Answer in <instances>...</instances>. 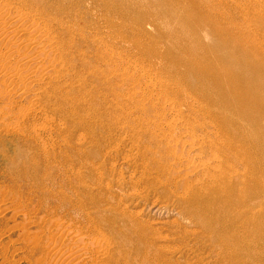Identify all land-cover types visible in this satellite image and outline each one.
Segmentation results:
<instances>
[{
	"label": "bare ground",
	"instance_id": "obj_1",
	"mask_svg": "<svg viewBox=\"0 0 264 264\" xmlns=\"http://www.w3.org/2000/svg\"><path fill=\"white\" fill-rule=\"evenodd\" d=\"M89 1L0 0V129L35 139L43 130L46 131L50 110L60 112L71 103V112L74 113L75 107L81 108L86 101L98 105L94 101L98 97L108 100L112 96H119V99L126 95L131 100L135 99L141 113L139 121L135 117L122 129L124 132L135 131L143 125L145 131L141 136L149 133L147 140L151 146L136 150L142 157V169H135L129 178L149 184V191H159L160 195L175 200V210L178 209L197 228L190 232L181 231L179 238L184 240L188 237L194 242L192 246L188 242L185 247L200 251L197 255L199 264H211L206 261L209 258H214L219 264H264V137L257 133L264 134V4L261 3L262 9L257 11L259 15L256 18V24L261 23L262 28L255 32L249 24H240L232 15H224L215 8L218 2L225 6L228 1L155 0L162 7L161 11L169 14L171 28H164L167 24L162 27L163 22L157 18L159 15L139 17L133 26L151 43L148 50L152 55L167 59L172 68L183 69V73L168 79L169 86L173 84L174 89L161 96L160 92L164 90L160 89L155 94L159 83L155 84V80L151 84L141 82L142 85L134 88V92H124V83L114 85L107 92L101 89L104 81H109V76L120 77L123 81L125 73L120 58L113 65L115 51L108 49L107 43L103 45L97 40L99 33H96L94 22L81 13L80 6L87 5L85 2ZM92 1L101 2L99 4H103L109 14H114L105 18L114 30L117 29L115 17L124 24L128 15L126 11L133 14L140 11L137 3L130 0ZM66 12L70 15L62 14ZM130 17L133 19V15ZM123 24L122 29L125 28ZM149 24L159 33L149 31ZM91 31L96 34L92 35ZM160 43L168 45L167 52L159 48ZM160 87L165 88L166 85ZM111 104L120 108L122 103ZM38 119H42L43 125L31 124L32 120ZM33 165L38 168L36 162ZM4 191L0 189V212L9 210V201L14 207L18 205L21 208L23 195L15 193V190L7 198L9 193ZM124 195L128 197L130 194ZM101 197V201L93 197L95 212H89L88 200L83 201L79 208L75 207L88 222L87 231L92 232L93 225L103 234L111 230L112 240L120 247L121 239L132 238L133 234L139 235L147 246L157 245L161 237L156 239L155 236L163 226L157 227L154 223L155 228L152 223L135 220L129 214H125L128 219L125 220L115 204L116 199L109 203L107 197ZM20 210L26 213L27 208ZM17 213L14 211L13 214ZM45 217L43 215L44 220L41 218V221L35 218L39 229L35 233L28 229L29 221L25 225L19 222L24 225H20L23 229L17 226L18 223L13 224L18 228L4 224L0 229L2 251L16 252L25 248L34 255L40 252L42 258L49 257L51 261L57 258L64 264H120L111 252L110 241L107 242L105 234L92 237V234L86 235L87 231L79 229L81 224L74 229L76 223L73 221L74 225L69 221L64 225L61 220L53 222L55 219H52L51 224ZM30 221L33 220L30 218ZM122 224H128V229L122 228ZM44 226L49 228L46 238L39 233ZM52 227L58 236L52 233ZM14 228L22 230L19 232L21 239L17 241L22 240L23 246L11 247L8 244L16 240L11 236ZM156 251V264H166L169 259L162 249L157 247ZM42 260L37 258L38 263Z\"/></svg>",
	"mask_w": 264,
	"mask_h": 264
},
{
	"label": "rangeland",
	"instance_id": "obj_2",
	"mask_svg": "<svg viewBox=\"0 0 264 264\" xmlns=\"http://www.w3.org/2000/svg\"><path fill=\"white\" fill-rule=\"evenodd\" d=\"M130 1L133 3L136 2L137 5L140 7V11L138 12L135 11L134 14L132 12L129 13L128 11H126V14L128 15H126L124 24L122 23V20H118V18L115 17L114 20L116 21L115 25L117 27V29L115 30L114 28L108 26L109 23L106 22L107 15H114V14L113 13L109 14L105 10L103 4H99L101 2L97 4L96 1L91 0L89 2H85L87 5L80 6L81 13H85V15L89 16L88 18L89 21L94 22L93 24L94 28L98 31L96 33H99V35L97 36V40L100 43L102 42L103 45L107 43L108 46L107 45L105 46L108 49L115 51V58L113 65L114 63L117 64L118 61L116 60L120 58L121 68L124 67L123 71L125 73L124 76L125 80L123 79V81H121L120 77L109 76L108 77L110 78L108 79L109 81L108 82L104 81V85L101 89H105L103 91L107 92L108 89L112 88L114 85L118 84L119 86L124 83L123 85V89H125L124 92H128V90L134 92L135 90L134 88H138V85L141 86L142 83L145 84L144 81L151 84V82L155 80L154 82L157 81L155 84L159 82L157 84L159 87L160 85H166L165 88L164 87L159 88L156 85V90H155V94L160 89L161 91L164 90L160 92V95L164 96L165 94H168L171 91V89H174V86H172L173 84L169 86L168 79L170 78L172 79L173 76L180 75L179 73H181L183 69L180 68L181 70L180 71L177 68H172L171 65H169L170 62L167 61V59L158 57L156 55H152V53H150L148 50L151 43L140 35V31L136 30L133 24L137 19H139V17L143 18L146 15H159V17L157 18H159V22H163L162 27L167 24L166 26H164V28L166 27L171 28L172 26L171 19L168 16L169 15L168 13L161 11L162 7H160V5L155 2V0H130ZM223 1L224 2L228 1V5L224 6L222 3L220 4L218 2L217 4H215V8L217 10L222 11L224 15H232V17L236 19L240 24H243L245 26L249 24L250 25L249 27L253 29V31L255 32L260 31V29L262 28L260 26L261 23L256 24L257 23L256 18L259 15L257 11L260 10L261 3L264 4V0H255V1L251 0V2L250 0H233V2H230L229 0H223ZM86 7L89 9L88 11L85 10L87 9ZM142 8L144 9L142 10ZM62 14L70 15L67 12ZM170 14L173 15V13ZM130 15H133V19L130 17ZM249 15L252 16L254 15V16L252 17ZM122 24L123 26H125V28L123 29H122ZM150 25L151 24L147 25L148 30L155 34H158L159 31L155 27H152L153 25L151 26ZM257 25L260 27H258ZM96 33H93L91 31L92 35ZM205 34L208 35L207 33ZM159 48L162 51L167 52L168 45L160 43ZM131 68L133 69L131 70ZM133 71L135 72L133 73ZM148 79L151 81H149ZM185 79L186 81H190L188 77H185ZM129 81L131 83L133 82V85H131ZM146 85L147 87H149L148 84ZM168 87L169 89L166 91V88ZM118 97L119 96H112L108 100L105 99L106 101L101 97H98L97 99L94 100L96 101V103H98V105H94L92 102L86 101L84 103L85 105L83 104L81 108L78 109L77 107H75L76 112L74 111V113L71 112L72 109L70 108L72 106L71 103L65 105L63 110L60 112H53L50 109H47L48 111L50 110L48 113L50 116L48 120L49 119L50 120L46 121L47 123L45 125L47 127L45 125L44 126L49 130L45 128L46 131L43 130L40 133V136L35 139L25 137L22 134H17V133L12 134V132L9 131H6L7 132L6 133L5 130L0 129V189L3 191L4 190L8 191L9 195L7 196V198L10 197L12 192H14L15 190H16L15 193L18 192V194L23 195L20 198L21 208L18 207V205H15V207L17 208L16 209L13 206V204L9 201L8 202L10 205V207L8 208L9 210L6 209L7 212L6 210H4L7 214L4 211L2 213L0 212L2 215L5 213V215L3 216L0 214L1 215L0 218L2 219V220L0 219V229L4 224L5 225L9 224V226H14L15 228L19 225L18 227L20 228L21 226L23 227L25 224H27V222L29 221L28 222L29 225L27 227L28 229H31L35 233L39 230L37 228L38 226L37 221H41V218L43 219V215H44L46 216L45 220L50 222L51 224L53 221L52 219H55L53 222L57 220H59L60 222L61 220V223L63 222L62 224L64 225H66V223H68L69 221L70 223H72V225L76 223L73 227L74 229H77V227L81 224L79 226V229L82 231L83 230L87 231L86 226L88 222L85 221L84 218H82L83 213L77 211L76 208H79V206L83 201L88 200L91 206L89 212H95L96 208L93 206L94 205L93 197L95 196L97 201H101L102 198L101 196H103L104 198L107 197L106 199L108 200L109 203H114L116 199L115 204L117 203L116 205L119 206V209L122 211V213H120L121 217L122 218L126 217L125 220H128L125 214H129V216L133 215L132 217L135 218V220L139 219L148 224L152 223V226H154L155 228L159 226L164 227L163 229H160L161 232H159L155 236L156 239L158 236L161 237V238L158 237L159 241H157V245H151L152 247L147 246L145 245V243L143 242V240L139 235L133 234L132 238L126 237L121 239L122 242H119L121 244L120 247L118 244H115L116 242L114 240H112L111 230H107V232L104 233L105 234L104 235L103 233L99 232V228L97 226L93 225L92 226L93 231L90 232V230H88L86 232V235L92 234V237H94L103 234L106 237L107 242L110 241L108 242L109 243L108 245L111 246L112 248L111 252L112 253L114 252V255L117 257V259L120 260V264L121 263L122 264H153V263L156 264L158 260L155 259L154 254L157 252L156 251L157 247L162 249V253L166 255L164 256L169 259L167 260L166 264H170V263L199 264L197 261L198 259L197 255L200 254V251H198L196 248H194L193 251H191L190 249L191 247L189 248L190 250L188 248L186 249L185 247V245L188 242H190L191 246L192 243L194 244V242L188 237L187 238L184 237V240L183 238H179V236L182 235L181 231L190 232V231H194L197 228L195 225L190 223V221L187 218L183 217L182 214H180L179 211H177L178 209L175 210L176 209L174 206L175 200L174 199L169 200L168 197L160 195L159 191H155V192L149 191L148 190L149 184L146 185L143 182L139 183L137 179L132 180L129 178L130 174L133 173L135 169H137V171H141L142 169L141 166L142 157L141 155L137 154L136 150H138V148H142L143 146H151V145L149 144V140H147V138L149 137V133L141 136V134H144L145 130H144V126L141 125L139 122L138 124H140L142 127L137 128L135 131L124 132L125 130H123L122 127L126 124H131V122L134 120L135 117L138 120L141 116V113L139 112V107L137 106L135 99L131 100L127 98L126 95L124 96L121 95V97L117 99ZM112 102L118 104L122 103V104L120 105V108H116L114 105L111 104ZM58 114H60V116H58ZM52 117L53 120H51ZM34 122H37L38 124L42 123L41 125H43L42 119L32 120L31 124ZM247 122L248 121H245V124H247ZM56 127H58L59 129ZM234 132L236 133V130ZM55 133L57 135H55ZM257 133H259L262 137H264V134L262 132L259 131ZM134 134H136V137L133 136ZM45 154L48 155L46 156ZM35 162L38 164V168H35V166L33 165L35 164ZM101 179H103L102 183L100 181ZM103 184L105 187L103 186ZM107 185H109V187ZM107 190H109L110 192L109 191L106 192ZM133 190H135L134 191L135 193L132 192ZM125 192L130 195L126 197L124 195L126 194ZM119 194H123V195L119 196ZM29 197L31 200L29 199ZM71 197L73 199H71ZM26 199L31 201V203L30 202L28 203V200ZM7 201L8 200H5L6 203ZM25 201L29 206H26ZM4 203L2 206H5L6 203L5 204ZM34 206H36L37 208ZM70 207L71 209L73 208V210H71ZM22 208L25 209L27 208V210L25 211L26 213L28 211L29 214L34 213L35 211L34 209H36L35 212L37 214L34 213L35 216L32 214L34 218L32 217V215H28V213L26 215L27 219L28 217H30L31 220L33 221H30V218L28 220L27 219L25 220L26 213L20 210ZM14 211L15 213L18 212L17 215L13 214ZM51 211L52 212L54 211L53 214ZM67 211L69 212L70 216L68 215ZM13 215H15L16 216L15 218L18 219L16 220L15 218H13ZM62 215L65 216L63 217ZM71 217H73L74 219L75 218L78 219V221L80 220L79 221L80 223H78L76 219L74 220ZM35 218L37 221L35 220ZM11 219L14 220L12 221ZM82 219L85 222H83ZM72 221L74 222V224ZM19 222L23 223L24 225H22ZM15 223L16 224L18 223L17 226L13 225ZM154 223L156 224L157 227L155 226ZM127 225L122 224L121 226L122 228L128 229ZM22 227L21 229H23ZM27 227H25V229ZM15 228L11 232L12 234L11 236L13 240L16 239L15 241H17V239L18 240L21 239L19 232H21L22 230L21 229L15 230ZM47 229L49 228L44 226L42 228L43 231L39 232L41 233V235L39 233L38 234L40 236H42L43 234L46 238V234L48 233ZM54 232L55 234L58 233L57 230L53 228L52 233ZM38 234L36 235L38 236ZM56 236L58 235L56 234ZM170 236L172 239L170 238ZM167 237L170 238L171 240L168 239ZM15 241L13 242L14 244L12 242L11 244L10 243L8 244L11 247L23 246L21 245L24 243L21 242L22 240L20 242L19 241L15 242ZM195 244L198 245V243ZM114 247L116 249H114ZM21 249H19L16 252L10 251L5 253L4 250L2 251V247H0V264H41V263L51 264L53 261L54 263L52 264H56L58 262H60L59 264H64L62 263L61 260L58 261L59 259L57 258H53V261H51L50 260L51 258L49 257L42 258L40 252L34 255V253L29 252L28 249L25 248H23L22 250ZM166 250H168L169 252ZM29 255L31 256L33 255L32 258ZM152 255L153 257L151 258ZM39 257L41 259H44V261L46 262L44 263V261L42 260L41 263H38L40 260H38L37 262V258L40 259ZM46 259H49L50 261ZM206 261H210L211 264H219V262L214 261V258H209ZM160 262L163 261L161 260Z\"/></svg>",
	"mask_w": 264,
	"mask_h": 264
}]
</instances>
